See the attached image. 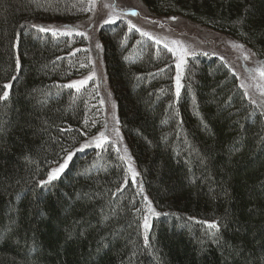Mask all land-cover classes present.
<instances>
[{"label":"trees","instance_id":"obj_1","mask_svg":"<svg viewBox=\"0 0 264 264\" xmlns=\"http://www.w3.org/2000/svg\"><path fill=\"white\" fill-rule=\"evenodd\" d=\"M142 2L264 59V0ZM91 6L0 0V94L12 85L0 101V264H264V113L220 58H188L177 96L168 49L126 21L102 26L104 66L138 179L113 143L78 150L105 124L93 82L66 87L92 68L87 39L33 25L74 23ZM65 149L74 153L68 167L42 188Z\"/></svg>","mask_w":264,"mask_h":264},{"label":"rangeland","instance_id":"obj_2","mask_svg":"<svg viewBox=\"0 0 264 264\" xmlns=\"http://www.w3.org/2000/svg\"><path fill=\"white\" fill-rule=\"evenodd\" d=\"M105 5L109 6L106 7ZM91 9L93 10H90V13L86 17H83L77 22H55L47 24L46 26L44 25L43 27L59 29L61 31L71 30L72 34H76L77 31H86L87 35L91 37V39H87V46L91 56L92 68L86 77H88L93 70L95 71L96 76L88 82L91 81L97 86L100 103L101 100L104 101L101 106L105 116V124L100 132L106 133L108 136V143H113L118 147L128 166H131V169L136 173L138 171L135 169L136 167L132 158L128 151H125L127 148L121 134L117 104L112 94L104 66L100 29L102 26L106 25L103 21L110 15L113 17H120L116 19V21H126L127 23L131 21L143 31L149 32L153 37L158 38L161 43L157 44L155 40L145 36L144 38L152 40L156 45L164 46V44H168L169 48L174 49V51H171V55L175 58L176 64L179 62L178 58L182 55V48L181 46L174 45L172 43L174 40L181 41L182 46L187 49L188 53H194V55H186L184 57L185 61H187L188 58L200 54L204 56L205 53L215 58H220L237 76L240 86L243 88L247 97L250 98L251 102L253 103V101H255L253 104L259 107L264 113V95L261 94L262 91H264V87H258V85L264 86V78H262L258 72L252 71V69L264 66V59L258 58L249 47L238 40L184 16H156L149 12L142 0H95L94 7L92 3ZM131 10L137 11L139 15L131 16ZM172 17H175V19H172ZM96 42L102 45V49L95 48ZM237 45H239V47ZM246 56L248 59H245ZM182 70L176 68V76L178 72L182 75ZM86 77L76 81L85 79ZM115 129H119V135H117ZM92 147L95 146L93 145L88 148ZM57 166L58 165L53 168ZM130 174L132 175L131 171ZM134 179L137 180L138 175Z\"/></svg>","mask_w":264,"mask_h":264},{"label":"snow or ice","instance_id":"obj_3","mask_svg":"<svg viewBox=\"0 0 264 264\" xmlns=\"http://www.w3.org/2000/svg\"><path fill=\"white\" fill-rule=\"evenodd\" d=\"M92 3H93V7H94V3H95V0H92ZM106 7H108L109 5H105ZM88 10H93V9H88ZM130 15L131 16H137L139 15V13L135 10H131L130 11ZM120 17H113V16H109L107 19H105L103 21L104 24H109V23H115L116 22V19H119ZM172 19H175V17H172ZM128 25H129V30L131 31L132 29H135L136 32H139L141 36H145V37H148L149 39H152V40H155V42L157 44H160L161 41L158 39V38H155L153 37L149 32H146V31H143L142 29H140L139 27H137V25L133 24L131 21H128ZM33 27H37L38 28V31L41 32V33H47V32H51V35L52 36H57L58 34L61 35V36H71L72 35V31L69 30V31H61L59 29H51V28H45L43 26H36V25H33ZM77 35L79 36H82L84 37L85 39H91L90 36L87 35V32H79L77 31L76 33ZM172 43L174 45H178V46H181L182 48V55L178 58L179 59V62L176 64V68L178 70H182V66L186 63L184 57L186 55H189V54H192L194 55V53H188L187 49L184 48L182 46V42L181 41H172ZM239 47V45H237ZM164 47L166 49H168V51H174V49L172 48H169L168 44H164ZM95 48L97 49H102V45L99 43V42H96L95 44ZM79 51V50H78ZM205 55H207V53H205ZM245 59H248V57L246 56ZM16 65L17 67H19V59H17L16 61ZM82 67H84L85 65H81ZM252 71L254 72H258L259 75L264 78V66H261V67H258V68H255V69H252ZM96 76V73L95 71L93 70L91 72V74L86 77L85 79H82V80H79V81H74L72 83H69L66 85V87L68 88H76L77 91H79V89L86 85L88 83L89 80H92L94 79V77ZM12 79H15V77H13ZM175 80H176V95L179 96L180 94V88H181V75L177 74V76L175 77ZM12 87V85L10 83H5L3 85V91H2V94H0V101H7L8 98H9V89ZM258 87H264V86H260L258 85ZM262 95H264V91H262L261 93ZM255 101H253L254 103ZM104 101L101 100V104H103ZM114 107V105H113ZM118 122V121H117ZM117 135H119V129H115ZM108 143V136L106 135L105 132H99L98 135H96L95 137L91 138L90 140H88L87 142H85L83 145H81V147L78 149L79 151H83L85 148H88V147H91V146H95L96 148H103L104 145ZM65 151V157L62 158V162L58 164L57 167L55 168H52L49 173H48V176H47V179L46 180H41L39 181V185L43 188V187H46L48 186L49 184H51L52 182L56 181L62 173L65 172L66 168L68 167V164L69 162L72 160V157L74 155V153L72 151H69V150H64ZM125 151H127L125 149ZM129 171L132 172V178L134 179L138 173H136L134 170L131 169V166L129 167ZM142 191V189H141ZM150 211H152V209H149ZM154 215H159V213H154ZM205 223H208V222H205ZM148 222H147V218H145V222H144V227L145 229L148 228ZM208 227L211 228V229H215L216 232L219 231V225L217 222L213 221L211 223H208ZM216 232H213L212 235H215ZM145 240H146V245H147V237H145Z\"/></svg>","mask_w":264,"mask_h":264}]
</instances>
